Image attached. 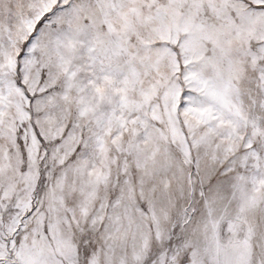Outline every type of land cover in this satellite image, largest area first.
Masks as SVG:
<instances>
[{
  "label": "snow or ice",
  "instance_id": "obj_1",
  "mask_svg": "<svg viewBox=\"0 0 264 264\" xmlns=\"http://www.w3.org/2000/svg\"><path fill=\"white\" fill-rule=\"evenodd\" d=\"M0 264H264V0H0Z\"/></svg>",
  "mask_w": 264,
  "mask_h": 264
}]
</instances>
